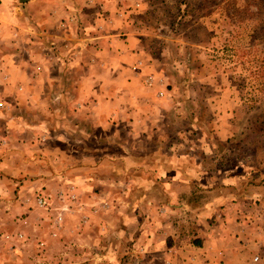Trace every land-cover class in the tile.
I'll list each match as a JSON object with an SVG mask.
<instances>
[{"label": "rangeland", "instance_id": "rangeland-1", "mask_svg": "<svg viewBox=\"0 0 264 264\" xmlns=\"http://www.w3.org/2000/svg\"><path fill=\"white\" fill-rule=\"evenodd\" d=\"M101 1L99 7L124 8V19L150 38L151 48L179 62L172 73L180 104L166 109L164 124L146 138L142 131L123 132L121 125L125 140H68L63 146L49 139L52 127L44 124L26 119L31 127L17 126L13 132L10 124L0 125V264H148L149 256L133 246L128 250L120 229L113 230L115 223L123 225V204L107 200L115 187L106 181L115 178L139 179L136 175L144 173L161 185L169 182L171 192L165 193L180 202L199 201L223 191L225 181L237 180L239 191L264 215V0ZM21 4L14 1L15 7ZM175 37L182 39L181 50L171 42L163 45ZM189 80L194 98L183 92ZM205 84L212 86V103L204 95ZM220 87L226 97L215 96ZM59 94L45 92L39 100H67ZM8 96L0 95V111L15 120ZM219 98L226 99L225 111L216 108ZM21 105V114L35 109ZM67 116L71 122L78 119L75 113ZM67 130L73 133V126ZM20 133L24 137H12ZM122 142L130 161L110 154L121 150ZM75 143L108 153L82 155ZM117 166L128 169L116 173ZM149 191L151 197L161 196L158 188ZM112 240L121 250H109Z\"/></svg>", "mask_w": 264, "mask_h": 264}, {"label": "crops", "instance_id": "crops-1", "mask_svg": "<svg viewBox=\"0 0 264 264\" xmlns=\"http://www.w3.org/2000/svg\"><path fill=\"white\" fill-rule=\"evenodd\" d=\"M14 1L22 4L15 7ZM84 1L86 6L83 0H0V95H11L7 103L12 104L15 118L7 120L0 111L3 129L5 123L11 132L17 126L44 124L52 127L49 139L63 146L68 140L114 141L116 136L125 140L121 125L123 132L135 136L142 131L146 138L164 124L163 112L180 104L172 73L179 62L169 61L167 51L151 48L149 37L124 19V8L99 7L101 0ZM170 42L181 50V38H166L163 45ZM192 83L189 80L183 92L194 98ZM202 87L212 103L208 89L212 86ZM45 92H59L60 99L67 100L42 103L39 99ZM215 96L226 97V88L220 87ZM214 101L219 111L226 110V99ZM21 104L31 112L35 109L21 114ZM71 113L78 116L75 122L69 120L71 116L64 118ZM68 126H73V133ZM122 143L121 150L110 154L130 161V149ZM75 146L82 155L108 153L102 147ZM123 169L126 172L128 167ZM123 169L117 166L114 171ZM136 176L139 179L106 181L115 187L107 200L123 204V225L116 228L115 223L113 230L120 229L128 250L133 251V246L149 256L148 264H264V215L251 205L252 197L239 191L237 180L225 181L223 191L207 192L199 201L180 202L176 195L165 193L171 192L169 182L161 185L144 173ZM157 188L159 199L149 196V189ZM116 245L112 240L109 250H121Z\"/></svg>", "mask_w": 264, "mask_h": 264}]
</instances>
